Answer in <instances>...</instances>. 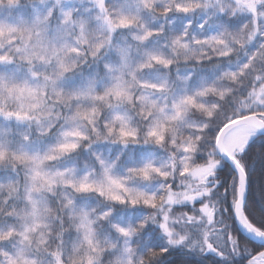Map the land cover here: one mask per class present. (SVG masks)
Returning <instances> with one entry per match:
<instances>
[{
    "label": "snow or ice",
    "instance_id": "6c2138e0",
    "mask_svg": "<svg viewBox=\"0 0 264 264\" xmlns=\"http://www.w3.org/2000/svg\"><path fill=\"white\" fill-rule=\"evenodd\" d=\"M0 264H264V0H0Z\"/></svg>",
    "mask_w": 264,
    "mask_h": 264
}]
</instances>
